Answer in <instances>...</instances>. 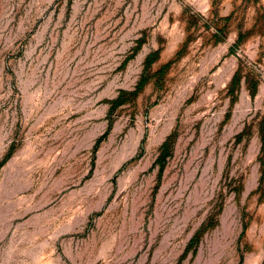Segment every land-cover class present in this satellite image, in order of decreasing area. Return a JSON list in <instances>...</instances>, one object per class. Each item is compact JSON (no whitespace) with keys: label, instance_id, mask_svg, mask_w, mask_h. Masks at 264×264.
<instances>
[{"label":"rangeland","instance_id":"374dc122","mask_svg":"<svg viewBox=\"0 0 264 264\" xmlns=\"http://www.w3.org/2000/svg\"><path fill=\"white\" fill-rule=\"evenodd\" d=\"M0 264H264V0H0Z\"/></svg>","mask_w":264,"mask_h":264},{"label":"trees","instance_id":"16d2710c","mask_svg":"<svg viewBox=\"0 0 264 264\" xmlns=\"http://www.w3.org/2000/svg\"><path fill=\"white\" fill-rule=\"evenodd\" d=\"M152 56H153V53H150V54H148L147 56H146V61L147 62H150L151 60H152ZM143 77L141 78V80L138 82V86L139 85H141L142 83H143ZM236 80V76H235V74H234V76H233V78H232V82H234ZM167 138H166V140L161 144V146H160V148H161V154H160V156H159V160H161L162 159V157H163V155H164V153H165V148H166V146H167Z\"/></svg>","mask_w":264,"mask_h":264}]
</instances>
